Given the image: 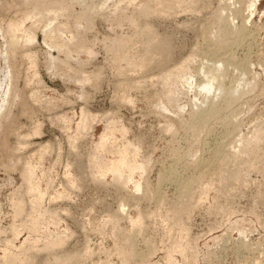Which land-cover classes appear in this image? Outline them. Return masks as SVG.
Returning <instances> with one entry per match:
<instances>
[{"label": "rangeland", "instance_id": "1", "mask_svg": "<svg viewBox=\"0 0 264 264\" xmlns=\"http://www.w3.org/2000/svg\"><path fill=\"white\" fill-rule=\"evenodd\" d=\"M94 1L97 0H86L87 4L93 5V12L84 23L80 42L93 53L88 55L83 50L76 53L72 49L66 59L74 70H84L82 75L89 76V80L80 85L67 80L58 68H55L60 71L58 74L48 70V49L42 44L39 31L38 42L30 48L36 52L38 62L35 68L41 83L23 87L25 65L18 66L20 77L17 85L23 89L26 100L28 90L37 87L42 91L41 95H53L59 99H53V105L48 106L27 101L30 106L28 113L22 112V106L16 103L13 107L15 121L6 126H13L20 131V135L28 132L30 135L24 138L23 148L11 153L7 148L16 145L17 137L10 133L6 147L0 149V260L5 246L8 252L21 253L23 258L24 254H29L25 247L32 244L36 248L31 251V264H55V257L64 258L67 254H76L77 259L74 258L72 264H168V253L172 254L169 264H264V142H254L253 139L255 132L264 131V0L256 1L251 8L252 14L246 10L248 0H179L169 10L168 7L163 8V4L159 6L156 0H133L131 3L127 0H104V4L97 6ZM148 2L153 7L163 8L162 12L144 15L143 9ZM236 10L241 13L236 15ZM73 11H79V6H73ZM226 18L229 21L233 18V24L242 25L245 31L241 35H226L235 43L218 51L217 56L231 55V65L226 63L224 76H219L212 90L205 94L203 102L196 96L202 74H195V83L191 88L182 84L176 86L173 80L165 84L160 76L174 69L189 55L196 53L194 61L186 62L192 72L197 71L201 63L214 66L215 58L209 55L213 58L210 59L207 55L220 41ZM148 43L155 45H149V50L146 49ZM51 52L57 54L56 51ZM121 53L130 58H121ZM201 55H206L209 60L201 58ZM143 56L147 57V62L142 67L138 62ZM242 61L248 62L244 77L238 69ZM56 65L64 67L61 63ZM31 72L29 70V75ZM179 72H175L172 79ZM69 74L74 75L72 71ZM237 81H240L237 95L234 96L237 100L234 98L232 105L225 107L223 99L227 93L218 88L222 84L227 88L234 87ZM167 91H171L168 97ZM127 96L132 102L126 101ZM211 103L221 104L219 115H210L202 128L192 127L188 120L190 111L206 108ZM180 104L186 106L178 110ZM82 107L97 117L73 147L66 136L73 131L75 122L65 131L57 116L68 114L74 116L76 121ZM108 116L119 119L126 127L125 139L139 149V159L147 164L141 175L142 186L137 191L129 186H121L110 176L100 178L95 172V164L93 166L90 160L92 144L97 141ZM36 121L41 127L40 133L34 134L32 131L38 124ZM238 139L250 141L248 148L254 147L251 154L241 151L242 144L239 145ZM117 143L114 142L113 147ZM46 144L48 150L43 153L37 169V175L43 174L41 186H47L41 204L46 212L40 229L29 233L25 225L29 224L26 219H30L31 198L26 194L20 170L26 161L36 162L39 149ZM217 147L221 149V152L218 151L220 154L215 153ZM11 155L15 159L12 168L4 165ZM227 156H232V160L230 157L228 160L230 163H220ZM235 167H239V170ZM67 169L69 172L66 173ZM227 169L230 172L235 169L242 171L235 179L237 182L232 178L228 180ZM161 173L164 174L160 184ZM192 176L199 179L194 182L196 184L192 183L189 190L191 197L182 205L185 198L179 193L177 184ZM48 180L49 185L45 184ZM158 182L162 195L159 203L148 196ZM204 183L211 187L205 185L210 189L203 195V201L199 200V190ZM198 184L201 188H198ZM56 191H62L64 195L54 197ZM13 199L21 200L23 210L20 215L13 213ZM184 207L188 208L181 210ZM138 212L143 218L141 230L128 221ZM126 216H129L128 219ZM49 217L55 218L56 224L54 221L50 223L52 220ZM176 220L186 226L187 235L183 231L174 232L173 223ZM12 225L22 231H18V236L10 230ZM132 231H138L132 239L139 255L123 261L114 249L122 244L121 236L131 235ZM55 233L63 235L62 243L51 251L44 249L45 240L54 237ZM174 235L182 236L176 238ZM25 237L28 240L20 248L19 243L22 244ZM30 239L35 242L32 243ZM176 240L179 246L185 245L187 248L182 247L181 252L176 250L179 244Z\"/></svg>", "mask_w": 264, "mask_h": 264}, {"label": "bare ground", "instance_id": "2", "mask_svg": "<svg viewBox=\"0 0 264 264\" xmlns=\"http://www.w3.org/2000/svg\"><path fill=\"white\" fill-rule=\"evenodd\" d=\"M127 1L129 3H131L133 0H127ZM156 1L158 2L157 4L159 6H162V4H163V8L165 7L167 9V7H168V10H169V9L175 7L174 5L179 0H156ZM238 1H241V0H238ZM256 1L257 0H248L247 1L248 5H247L246 10L249 12V14H252L251 8L255 6ZM94 4L96 6L100 5V4H104V0L94 1ZM139 4H140V2H139ZM157 4L155 6H157ZM75 5L79 6V11H77V12L73 11V6H75ZM163 8L158 9L157 7H153L152 3L150 5L148 2V3H146L145 9H143L144 11L143 10L142 11H143V13H145L144 15L150 16V15L156 14L157 12H160V10L162 12ZM130 11L131 10H129V12ZM92 12H93V5L87 4L86 0H0V149L3 147H6L7 137L9 136L10 133L14 134L17 137L16 145L13 144L12 147L7 148V150L9 149V151L11 153H12V151L18 150L20 147L23 148V146H25V141H24L25 139L24 138L25 137L27 138V135H30L29 132H28V134L20 135V133H19L20 131L16 130L13 126L10 128H6L7 125L10 126L15 121V115H14L15 113H13L14 112L13 107L15 106L16 103H18L19 105L22 106V109H23L22 112L28 113V110H30L29 109L30 106H28L27 101L32 102V103H36V104H38V103L43 104V105L47 104V106H48V105H53V103H52L53 99H59V97L56 98L53 95L51 97L41 95L42 91H39V88L37 87L38 89L32 88V89L28 90V94H27L28 97L26 100V98L23 97V93H24L23 89L19 88L17 85L19 82V77H20L19 67L20 66L23 67V65H25V76L22 77L23 78L22 82H24L23 87L29 88V85L31 83L40 84L42 81L41 79L38 78L37 71L35 68L36 62H38V61H36L37 60L36 59L37 58L36 52L32 48H30L31 45L38 42V40H37L38 31L41 32V35H42V44H44L48 49V51L46 53L47 54V56H46L47 66L46 67L48 70H50L54 74H56V73L58 74V72H60V71H58V69H60V70H62V72H60L62 74V76H66L67 80H71V81L78 83L80 85H82L84 82H86L87 80L90 79L89 76H83L82 75L83 73H85L84 70H82V69H80L78 71L74 70L70 66L69 63L67 64L66 59H68V57L70 56L72 49L76 53H78L82 50L85 51L86 54H88V55H91L93 53L92 50L90 48H88L85 44H81L82 43V32L84 29V23H86L90 19V14ZM166 12H167V10H166ZM240 13H239V10L235 11L236 15L240 14ZM217 20H219V19H217ZM220 20H222V18ZM226 20L227 21L225 22L226 23L225 26L223 25L224 28L223 29L221 28L222 34H221L220 41L215 45V48H211L212 49L211 53H209L208 55L206 53H204L208 57H209V55H211V56L213 55V58H215V59L210 58L211 56L209 58L216 60V61H214V63L216 65L214 64V66H212V65L210 66V64L208 65L206 63H201L199 69L197 70L198 72L197 71L192 72L190 70L189 65L186 64V62L187 61H194L195 60L194 55L196 54L195 53L192 56L189 55L187 58H185L184 61L182 63H180L178 66H176L174 69L168 70L165 73H163L160 76L161 80L165 84H167L171 80H173V83L176 86H177V84H182V85H187L189 88H191L192 85H194V83H195V78H196L195 74H202L203 78L200 79V81L197 85L198 90H197L196 96L198 97L199 100H201L203 102V99L206 97L205 94H208V92H210V90H212V88L214 87V84L218 80L219 76H224V73L226 72V68L223 69V67H225L226 63L229 62L231 65V62H232L230 60L231 55L219 56V57L217 56L218 51H220V50L223 51L224 49L229 47V44L231 45V44L235 43V40H234V42L232 40H229L230 38H227L226 35L232 34V33H235L237 35H241L245 31L242 25L235 26L233 24V18H231L230 21L227 18H226ZM218 22L221 23L220 21H218ZM222 23H224V22H222ZM217 26H218V24L216 25V27ZM148 28H145V29L148 30ZM148 33H149V31H148ZM153 33H154V31H153ZM149 36H148V38H150ZM121 43H123V42H121ZM158 44H159V42H158ZM149 45L154 46L155 43H154V45H152V43L151 44L148 43L146 49L150 47ZM150 48H149V50H150ZM119 49H120V47H119ZM51 51H56L57 54L53 55ZM120 51H122V50L120 49ZM224 54H226V53H223V55ZM206 55L205 56L201 55V58L208 59ZM120 57L123 59L124 58H130V57H128V55L123 54V53L120 54ZM146 58H147L146 56H143L139 60V62H138L139 66L143 67L144 65H146V62H147ZM57 63L63 64L64 67L59 68L58 67L59 65L58 66L56 65ZM247 63L248 62L242 61L238 64V69H240V72H242L241 73L242 77H244L245 73L247 72V69H248ZM211 64H212V62H211ZM135 65H136V63H135ZM139 66H137V68L140 69ZM55 68H58V69H55ZM29 70H30V72L32 71L31 75H29ZM70 71L73 72V74H74L73 76H71V74H69ZM174 71L175 72L180 71V72L176 76H174V79H172V76L175 73ZM242 74H244V75H242ZM240 80H242V79H240ZM238 82H240V81H237V84L234 87H231L234 84L230 85L229 87H231V88H227L228 87L227 85H226V87H224V86H222L223 84L221 86H219V88H218L219 90L225 91L224 93H227L226 94L227 96H225V94H224L225 98L223 99L225 107L229 106L230 104L232 105L233 100L236 99L234 96L237 95L236 93L238 92V89H239V87H238L239 83ZM68 91H71V90L68 89ZM40 92H41V94H40ZM170 92L171 91L166 92L167 97L169 96L168 94H170ZM42 96H44V98ZM121 99H123V98H121ZM126 101L132 102V100L129 98V96H127ZM181 105L182 104L177 106L178 110H181L184 105L186 106V104H184L182 106ZM221 107H222L221 104L216 105V104L211 103L206 108L199 107L197 110H191L189 113V119H188L190 125L194 128H202L204 126L206 119L207 118L209 119V117H211L210 115L213 114V116H214L215 113H218V115H219V111L222 109ZM73 114L75 115V113H73ZM73 114L71 113L70 115H73ZM96 117H97L96 115H92L91 113H89L88 110H86L84 107H82V108H80V114H79V117L76 121H74V119H73L74 116H69L68 114L59 115V116H57V119L60 120V122L62 123L61 125L65 128V131L69 130L72 126L71 123L75 122V124H74L75 127H74V129L72 128L73 131L71 132V134H68L66 136L68 138V143L74 147L76 140L79 137H82L83 135H85L84 132L87 129H89L91 121L93 119H95ZM110 117L108 120L105 121L103 130L101 131L100 135L98 136L97 141H95L94 144H92L93 145V152H92V154H89V155H91L90 160L93 163V166L95 164V168H94L95 172L97 173V175L100 178L103 179V177L105 178L107 176H110V178H113L117 183L121 184V186H129V187H132L133 190L137 191L142 186L141 175L144 172L147 164L142 159H139V149L136 146H134L131 142H129L128 139L127 140L125 139V137H126L125 136V134H126L125 128L126 127L123 126L122 123L119 122V119L118 120H116L114 118L110 119ZM37 123L38 124H36L34 127V131L31 130L34 134L40 133L41 125L39 122H37ZM253 139H254V142L255 141H260V142L263 141L264 142V131L258 130L257 132H255ZM116 141L118 142L117 146L113 147V145H114L113 143ZM249 143H250V141L245 140V142H243L240 139L239 145L242 144L241 151H243L247 154H249V153L251 154L252 153L251 151L254 150V147L251 148L252 150L250 148H248ZM40 147H41V145H40ZM47 150H48V145L47 144L42 145V148L39 149V155H36L38 153L35 154L36 156L39 157V158L38 157L35 158L38 160L36 162H31L30 160L26 161L23 164L22 169L20 170L21 178L23 179V182L25 184V188L27 191L26 194H28L29 197L31 198V199L29 198L30 203H31L30 211H29L30 213L28 212L30 219L29 220L26 219L27 223H29V224H26V225L24 224L26 227L25 229H27L29 231V233L35 232L37 230V228H39L43 224L42 219L45 216L44 214L46 212V210H43L44 208L42 209L41 204L43 203V198L46 195L47 186L45 185L44 188L41 186L40 182H41V176L43 174L40 172L42 175L41 176L37 175V169H38V166L40 163V159L41 160L43 159V158H41L43 153H45ZM220 150L221 149H219L217 147L215 150V153L217 154L218 151L221 152ZM229 157H230V160H232V156H229ZM229 157L227 156V157L222 158V161H220V163L221 162H223V164L230 163V162H228ZM8 159H9V161L7 163H4V165L12 168L15 165V159H14L13 155H11ZM90 168H93V167H90ZM238 168H236V169H238ZM236 169H235V171H237ZM67 171H68V169L66 170V173H67ZM235 171L233 172V170H232L231 171L232 173L229 171V175H227L228 180L230 178H232V181H233V180L239 178L238 174L240 171H237L238 173ZM167 172L168 171H166V173ZM171 172H174V171H171ZM90 174H91V172H90ZM94 174L95 173H92V176H94ZM163 174L162 173L160 174V181H159L160 184L163 180ZM168 174H170V173H168ZM226 174H228V172H226ZM174 177L175 176H173V178ZM227 178H225V180ZM42 179H43V177H42ZM198 179H199V177H193L192 176V177L183 179L182 182H180V183L178 182L177 185L179 187V189H178L179 193L181 194L182 197L185 198V201L182 202V205L186 204L189 201V199L191 197L189 195V193H190L189 190L191 188V185H192V183H194ZM49 180H51V178H49ZM49 180L45 184H48ZM220 180L222 181L223 179H220ZM240 180H242V177ZM240 180L238 183H240ZM68 181H67V183H68ZM70 182H71V180H70ZM159 182H158L156 188H154L148 192V196H150L152 199L155 198V200H157L158 203H159V201L161 202V200H162ZM71 184H73V183H71ZM71 184H70V186H73ZM194 184H196V183H194ZM206 184L210 185L208 183H204L203 184L204 186L201 188L200 185L198 184L199 185L198 188H201V190H199L200 191L199 200L203 199V201H204L205 199L202 197L210 189V188H208V186H205ZM148 186H146V188ZM209 187H211V185ZM63 193L64 192H62V191H56L54 197H62V195H64ZM63 197H67V196H63ZM13 200L14 201H11L13 203V206H14V212L13 213H15L16 215H20L22 213V210H23L21 200L20 199H13ZM123 205L124 204L121 203V207H123ZM186 208H188V207H186ZM186 208L185 207L181 208V210H186ZM176 213H178V210ZM176 213H173V214H176ZM49 214H50V212H49ZM148 216H150V215L148 214ZM128 217L129 216H126L127 219H128ZM171 217H172V215H171ZM51 218L49 217V219L52 220V222H50L48 219H47V222L53 223L55 218H53V217H51ZM110 218H109V220H110ZM111 219H114V218H111ZM142 219L143 218H142L141 213L138 212V214L134 218L129 217L128 221L130 222V225L132 223V225L134 227L135 226L138 227L137 228V230H138L140 228L141 223H142ZM55 221H56V219H55ZM55 221H54V223H55ZM105 221H108V220L105 219ZM58 222H57V224H58ZM108 222H110V221H108ZM24 223H26V222H24ZM111 223H112V221H111ZM19 225L20 224H18V226ZM20 226H22V225H20ZM173 226H174L173 228L175 229L174 232L177 231L180 233L183 231L184 234L187 233V228L185 225L184 226L182 225V222H179L178 220H176L175 223H173ZM46 227L48 228V226H46ZM18 228H16L14 225H12L10 230H12V232H14L13 235L18 236L17 234L22 232V231H19ZM21 228H23V227H21ZM25 229H23V230H25ZM139 230H141V229H139ZM18 231H19V233H18ZM122 231H124V230H122ZM135 232H138V231H135ZM135 232L133 233V231H132L131 235L127 234L128 236L127 235L121 236L122 241L121 240L120 241L122 242V244L120 243L121 245L119 244L118 247H115V249H114V251H116V253L121 255V258H122L121 260H123V261L134 259L135 257H137L139 255L137 250H136V247L133 243V239H132V236H135ZM120 233H122V232H120ZM122 235H123V233H122ZM62 236L63 235H59L58 233H55L54 237H49L47 241L45 240L43 248L47 249L48 251H51L52 249H54L55 247H57L58 245H60L62 243V241H61ZM181 236H178V237L175 236V237L179 238ZM121 237H120V239H121ZM27 240H28V237H25V239L23 241H21L22 244L19 243L20 248H22L26 244ZM181 240L182 239H180V242H181ZM29 241L32 242L31 239ZM34 242H32V243H34ZM177 242L179 243V241H177ZM116 243L117 242H115V244ZM174 244H176V243H174ZM179 245H180V243L178 244L177 247H175L176 250H178V251H180L181 249L183 250V248L186 247L185 245H182V246H179ZM6 247L7 246H5V248L2 247L3 248L2 251H4V252L2 254L0 264H28V263L31 264L32 263L33 258H32L31 251L36 248L34 245L30 244V245H27L25 247V250H27L26 252H28V250H29V254L28 255L24 254L25 256H23V258L20 256L21 253L18 254V252L17 253H15V252L11 253L10 251L8 252V250H5ZM16 248H15V250H17ZM175 248H173V249H175ZM171 249H172V247H171ZM184 250L186 252V249H184ZM169 251L171 252V250H169ZM21 252H23V251H21ZM172 253H173V251H172ZM175 253H176V251H175ZM186 253H188V251ZM168 254H170L169 257L171 258L172 254L171 253H168ZM182 255L184 256V253ZM64 256H65L64 258H62V257L60 258V256L55 257V264H72L73 259L76 258V254H67V256L66 255H64ZM169 257L167 259L168 264L171 260ZM195 259H196V257H195ZM192 261H193V258H192ZM126 264H128V263H126Z\"/></svg>", "mask_w": 264, "mask_h": 264}]
</instances>
